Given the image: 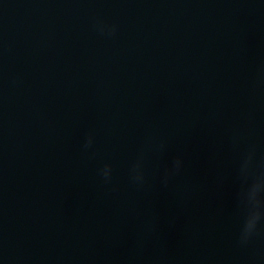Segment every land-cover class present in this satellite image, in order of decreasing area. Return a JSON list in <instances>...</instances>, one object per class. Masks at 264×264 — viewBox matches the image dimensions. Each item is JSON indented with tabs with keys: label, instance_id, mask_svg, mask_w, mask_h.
<instances>
[{
	"label": "water",
	"instance_id": "95a60500",
	"mask_svg": "<svg viewBox=\"0 0 264 264\" xmlns=\"http://www.w3.org/2000/svg\"><path fill=\"white\" fill-rule=\"evenodd\" d=\"M249 145L264 168V0H0V264H264Z\"/></svg>",
	"mask_w": 264,
	"mask_h": 264
},
{
	"label": "clouds",
	"instance_id": "9594fccd",
	"mask_svg": "<svg viewBox=\"0 0 264 264\" xmlns=\"http://www.w3.org/2000/svg\"><path fill=\"white\" fill-rule=\"evenodd\" d=\"M92 143L93 138L89 136L85 147H90ZM233 144L238 146V138L233 139ZM143 160L144 156L141 154L130 168V179L137 186H143L146 182ZM181 167L182 160L179 157L175 158L172 167L165 170L162 183L166 186L169 179L179 173ZM99 173L106 183L111 182V164H104ZM238 178L240 187L237 199L243 214L238 239L241 246H246L264 227V168L256 160L255 145H249L240 153Z\"/></svg>",
	"mask_w": 264,
	"mask_h": 264
}]
</instances>
